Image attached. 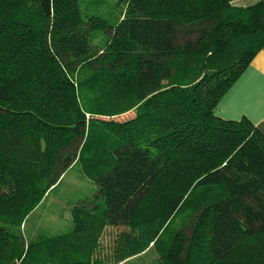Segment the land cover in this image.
Masks as SVG:
<instances>
[{
    "label": "trees",
    "instance_id": "trees-1",
    "mask_svg": "<svg viewBox=\"0 0 264 264\" xmlns=\"http://www.w3.org/2000/svg\"><path fill=\"white\" fill-rule=\"evenodd\" d=\"M232 1L125 0L111 24L80 0H0V264H107V227L114 264H264V135L214 112L264 47V1ZM74 164L93 197L26 241Z\"/></svg>",
    "mask_w": 264,
    "mask_h": 264
},
{
    "label": "rangeland",
    "instance_id": "rangeland-1",
    "mask_svg": "<svg viewBox=\"0 0 264 264\" xmlns=\"http://www.w3.org/2000/svg\"><path fill=\"white\" fill-rule=\"evenodd\" d=\"M124 4L125 0H80V9L84 17L88 13H97L112 24L124 10ZM103 41L104 37L99 34L93 37L92 43L99 48ZM133 115L134 111H130L114 119L124 120ZM94 191L95 186L91 178L82 172L79 164H74L27 216L22 228L25 240L36 241L42 237H52L68 231L71 227V208L75 204L91 199ZM181 221H183L182 216L173 220L164 236V243H167L174 232L180 228ZM122 230L123 227H107L101 237L98 256L103 258L107 264H114L112 258L114 246ZM158 253L151 248L146 253L128 258L119 264H160Z\"/></svg>",
    "mask_w": 264,
    "mask_h": 264
},
{
    "label": "crops",
    "instance_id": "crops-1",
    "mask_svg": "<svg viewBox=\"0 0 264 264\" xmlns=\"http://www.w3.org/2000/svg\"><path fill=\"white\" fill-rule=\"evenodd\" d=\"M259 1L264 0H233L231 5L246 8ZM214 112L226 120L247 118L264 135V47L226 91Z\"/></svg>",
    "mask_w": 264,
    "mask_h": 264
}]
</instances>
